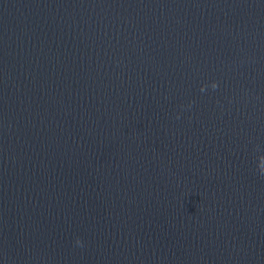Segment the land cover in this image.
I'll use <instances>...</instances> for the list:
<instances>
[{
  "label": "water",
  "instance_id": "95a60500",
  "mask_svg": "<svg viewBox=\"0 0 264 264\" xmlns=\"http://www.w3.org/2000/svg\"><path fill=\"white\" fill-rule=\"evenodd\" d=\"M262 170L264 0H0V264H264Z\"/></svg>",
  "mask_w": 264,
  "mask_h": 264
},
{
  "label": "clouds",
  "instance_id": "9594fccd",
  "mask_svg": "<svg viewBox=\"0 0 264 264\" xmlns=\"http://www.w3.org/2000/svg\"><path fill=\"white\" fill-rule=\"evenodd\" d=\"M216 87V84H214L213 85V88H215ZM204 89H203V87L201 88V91H203ZM262 171H264V170H262ZM77 243L79 244V243H81L80 241H79V239H77Z\"/></svg>",
  "mask_w": 264,
  "mask_h": 264
}]
</instances>
